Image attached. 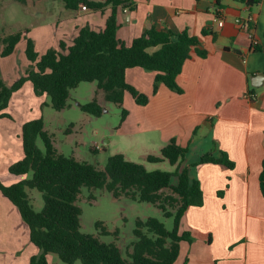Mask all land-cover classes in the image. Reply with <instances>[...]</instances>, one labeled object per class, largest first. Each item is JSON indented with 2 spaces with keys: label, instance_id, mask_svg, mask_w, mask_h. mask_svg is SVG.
Listing matches in <instances>:
<instances>
[{
  "label": "trees",
  "instance_id": "trees-1",
  "mask_svg": "<svg viewBox=\"0 0 264 264\" xmlns=\"http://www.w3.org/2000/svg\"><path fill=\"white\" fill-rule=\"evenodd\" d=\"M25 1V0H17ZM248 8L244 22L254 29L256 22L249 20L252 9L261 0H236ZM64 7L77 10L84 4L99 9L111 4L105 26L94 30L89 26L79 28L70 44L60 41L57 48L44 53L34 51L27 41L26 56L31 61L23 75L11 86L0 82V118L10 117L7 111L13 92L25 81L32 85L37 96L46 94L55 110L69 105L72 89L80 82H95L105 101L122 105L125 92H129L137 104L144 105L148 96L136 90L126 80V70L140 67L154 73L152 93L159 84L181 93L176 77L183 63L194 52L200 57L207 55L200 36L186 30L150 28L134 37L129 44L117 37L116 8L125 0H62ZM202 35L211 34L201 30ZM20 33L3 38L0 56L9 55L15 48ZM253 51L262 47L250 45ZM250 95V94H249ZM252 99L251 96H249ZM83 112L94 116L102 114V106L96 98L80 104ZM122 119L127 114L122 109ZM42 142V147L37 140ZM23 157L9 166L13 175L24 176L19 182L4 185L0 192L16 207L30 242L39 249L30 257L29 264H48L47 254L55 253L63 264H173L178 256L180 242H192L189 231L180 230L182 217L189 206L203 204V191L199 180L191 171L199 164L217 163L229 169L235 162L223 150L210 148L197 160L185 164L187 147L172 138L163 146L159 155H147L148 163L166 162L170 170H149L142 163L125 158L121 153L109 156L103 169L71 155L59 153L50 136L43 129L41 118L26 121L21 128ZM96 152L95 149H92ZM29 175V177H26ZM174 179V182H173ZM259 188L264 198V156L258 175ZM26 188L37 189L43 204L36 210ZM105 188L113 197H129L157 207L164 217H171L173 225L167 229L155 217L136 218L132 228L134 241L128 258H125L114 242H103L92 234L80 230L81 209L76 201L82 189ZM222 191H218L221 196Z\"/></svg>",
  "mask_w": 264,
  "mask_h": 264
},
{
  "label": "crops",
  "instance_id": "crops-1",
  "mask_svg": "<svg viewBox=\"0 0 264 264\" xmlns=\"http://www.w3.org/2000/svg\"><path fill=\"white\" fill-rule=\"evenodd\" d=\"M71 11L65 13L59 34L66 44L83 26L104 28L111 4ZM248 12L236 0H125L116 8L117 37L127 44L152 27L168 28L200 36L208 52L205 57L192 52L183 63L176 77L181 93L164 84L152 93L153 72L140 67L126 70L127 82L148 101L140 105L132 98L142 115L127 116L124 122V135L137 137L141 146L118 153L134 162L128 155L145 160L147 155H159L174 138L187 147L186 156L199 157L215 148L235 162L232 169L217 163L192 169L203 204L185 211L180 230L189 231L193 240L180 242L173 264H264V198L258 180L264 156V0L251 11L261 51L250 48L246 31L235 21ZM202 29L214 37L202 35ZM186 156L185 164L195 161Z\"/></svg>",
  "mask_w": 264,
  "mask_h": 264
},
{
  "label": "rangeland",
  "instance_id": "rangeland-1",
  "mask_svg": "<svg viewBox=\"0 0 264 264\" xmlns=\"http://www.w3.org/2000/svg\"><path fill=\"white\" fill-rule=\"evenodd\" d=\"M69 12L72 11L64 7L62 0H0V49L4 47L3 38L20 33V40L14 50L9 55L0 56L1 83L11 86L30 66L31 61L26 56L28 40L39 55L48 48L58 47L62 41L59 34L65 25L64 15ZM124 95L122 105L118 106L105 101L95 82H80L70 92L69 105L58 111L51 107L46 94L35 95L31 83L25 81L11 96L7 109L10 117L0 118V181L10 185L24 178L11 174L9 166L23 157L22 124L33 119H42L43 129L59 153L71 155L99 169H103L109 156L120 151L129 152V148L135 146L140 147L137 137L124 135V127H127L124 122L127 116L140 117L141 106H135L129 92ZM93 98L102 106L100 116L80 109V104ZM123 108L127 110L124 119L121 113ZM104 139L110 142L105 143ZM37 143L42 147L39 139ZM96 145L101 148H96ZM128 156L149 170H170L166 162L151 164L136 154ZM197 158L192 154L186 156L188 161ZM26 191L33 207L39 210L43 204L41 193L35 188H26ZM76 203L81 209L80 230L94 235L100 241L114 242L125 258H128L135 239L132 228L136 218L155 217L167 229L173 225L172 218L164 217L154 205L125 196L115 198L105 188H83ZM38 253L39 249L30 242L16 207L0 192V264H29L30 257ZM47 260L48 264H63L55 253H48ZM75 264L81 263L77 261Z\"/></svg>",
  "mask_w": 264,
  "mask_h": 264
},
{
  "label": "built area",
  "instance_id": "built-area-1",
  "mask_svg": "<svg viewBox=\"0 0 264 264\" xmlns=\"http://www.w3.org/2000/svg\"><path fill=\"white\" fill-rule=\"evenodd\" d=\"M81 6V9H85L86 6L84 4L80 5ZM249 20H252V21H255V18L251 15L249 18ZM236 23L238 24V26L243 29L244 31H246V34L250 40V45H257L259 44L258 42V39L254 36L253 34V29L252 28H248L244 22V18L240 19V18H237L235 19ZM217 23L218 25H222L223 24V21L222 19L220 20H217ZM96 148H101L99 147L98 145L95 146Z\"/></svg>",
  "mask_w": 264,
  "mask_h": 264
},
{
  "label": "water",
  "instance_id": "water-1",
  "mask_svg": "<svg viewBox=\"0 0 264 264\" xmlns=\"http://www.w3.org/2000/svg\"><path fill=\"white\" fill-rule=\"evenodd\" d=\"M260 74H262V75H263V73H260ZM255 77L257 78L258 76H257V75H255ZM252 84H253V85H255V86L259 85L258 83H255L254 81H252Z\"/></svg>",
  "mask_w": 264,
  "mask_h": 264
}]
</instances>
